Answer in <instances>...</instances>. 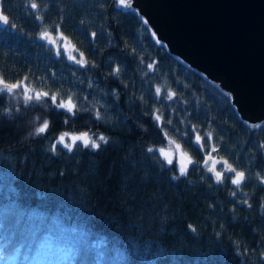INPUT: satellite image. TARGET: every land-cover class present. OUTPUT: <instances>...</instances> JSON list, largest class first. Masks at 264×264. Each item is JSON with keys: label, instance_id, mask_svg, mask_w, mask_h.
<instances>
[{"label": "trees", "instance_id": "1", "mask_svg": "<svg viewBox=\"0 0 264 264\" xmlns=\"http://www.w3.org/2000/svg\"><path fill=\"white\" fill-rule=\"evenodd\" d=\"M0 12L10 19L0 25V78L24 81L15 97L0 94V264H264V122L240 119L228 94L114 0H0ZM55 27L84 68L39 39ZM25 86L71 97L75 115L65 124L62 109L25 105ZM157 86L173 99L157 98ZM193 127L245 173L239 188L234 173L213 182ZM65 132L108 139L53 152ZM170 139L196 161L186 176L176 155L168 165L147 151Z\"/></svg>", "mask_w": 264, "mask_h": 264}, {"label": "water", "instance_id": "2", "mask_svg": "<svg viewBox=\"0 0 264 264\" xmlns=\"http://www.w3.org/2000/svg\"><path fill=\"white\" fill-rule=\"evenodd\" d=\"M128 8L170 53L228 94L240 119L264 122V0H131Z\"/></svg>", "mask_w": 264, "mask_h": 264}, {"label": "snow or ice", "instance_id": "3", "mask_svg": "<svg viewBox=\"0 0 264 264\" xmlns=\"http://www.w3.org/2000/svg\"><path fill=\"white\" fill-rule=\"evenodd\" d=\"M114 2L118 3L120 6L124 8L130 7L131 0H114ZM30 7L34 10H38V4L35 2H32L30 4ZM36 19H42V17L37 16ZM0 23H3L5 25L10 24V19L7 15H4L2 12H0ZM82 23V22H81ZM11 27L15 28V25H11ZM54 32H57V35L54 36L52 32H50L47 28H45L44 31L40 32L39 39L46 40L51 45L57 46V55H62L63 53L68 54V59L71 61H74L77 65L84 68L86 65V60L84 59L83 53H80V58L77 59L76 56L72 55L73 51H77L75 49V46L72 45L68 40L67 37L63 35V32L59 31L58 27L53 28ZM92 36L95 37L96 33L93 32ZM63 40L64 43L62 45L63 51H61V45L59 41ZM148 68H153V64H148ZM86 70V69H85ZM120 72L119 67H116L112 70L113 75H118ZM26 79V78H25ZM24 84V81H17L15 83H8L3 78H0V94H9L13 97H15L16 92L21 89L22 85ZM35 93L34 95L32 93ZM155 96L157 98H163L167 100H172L175 96V93L169 90L167 94L165 95L162 92V89L160 86H157L155 88ZM23 97L25 105H27V102L35 100L38 102L37 106H39L41 103L43 106L47 108L54 107L55 109H62L65 113V121L64 123H68V116L67 113H72L75 115L74 109H76L77 105L73 103V99L69 97L68 99H61L59 98L58 93H51L48 91H37L35 89H31L28 87H24L23 91ZM85 101H87V97H85ZM9 111V110H5ZM17 111H19V107H17ZM96 118L100 119V112L97 111L95 113ZM154 120L156 122L161 121V116L159 114L154 115ZM167 123L171 124L172 121L169 120ZM49 127V121L44 120L43 124H41L39 127L35 129V134H41L45 133V131ZM254 128L261 127L260 124H254ZM191 132L196 133L194 136V142L198 146L197 151L204 150L207 151L206 145L209 141L213 139L212 133L208 132L204 135L200 134L195 127L191 129ZM168 133L165 132V136H167ZM185 135H189L188 132L185 133ZM71 139L70 143L65 142V138L69 137ZM107 137L104 135H99L97 138H93L90 136L87 132H81L80 134H69L67 132L62 133L57 138V142L52 144V151L55 152L57 145H62L63 148H66L69 152H71L74 148V146L77 145V142H81L84 146V148L98 150L101 147V143H107ZM261 147H264V144L260 145ZM149 153H154L156 151L159 152L160 157L163 158L164 161L167 162L168 165L174 164L173 155L178 154L179 155V173L181 176L187 175V170L189 165H195L196 161L193 160L191 156L188 155L187 152L183 151L181 148V145L177 143L175 140L170 139L169 140V147H159L158 149L154 147H149L147 149ZM217 148L213 144L211 145V151H207V155L203 158L204 167L207 168L208 172L212 173L215 177V180L217 183L223 182V179L226 175L234 173V176L231 177V184L235 185L237 188L241 186V183L245 180V173L243 171H238L231 163L228 162V160L224 159L223 157H220L217 159L212 153L216 152ZM217 165H222L221 170H217ZM257 176L259 177V181L262 185H264V176H260L258 173ZM176 177L174 176L173 179ZM231 195L235 196L236 192L233 191ZM243 203L247 204V200L243 201ZM251 207V205H249ZM264 207V205H262ZM223 227V225H221ZM189 228H191L193 231H195V228H193L192 225H189Z\"/></svg>", "mask_w": 264, "mask_h": 264}, {"label": "rangeland", "instance_id": "4", "mask_svg": "<svg viewBox=\"0 0 264 264\" xmlns=\"http://www.w3.org/2000/svg\"><path fill=\"white\" fill-rule=\"evenodd\" d=\"M60 45H62V44H60ZM69 134H76V135H78V134H80V133H71V132H69ZM56 141H57V140H56ZM65 142H66V143H70V142H71L70 136L65 138ZM158 153H159V152H158ZM175 155H176V159H177V161L179 162V155H178V154H174L173 157H174Z\"/></svg>", "mask_w": 264, "mask_h": 264}, {"label": "flooded vegetation", "instance_id": "5", "mask_svg": "<svg viewBox=\"0 0 264 264\" xmlns=\"http://www.w3.org/2000/svg\"><path fill=\"white\" fill-rule=\"evenodd\" d=\"M217 168H219V167L217 166Z\"/></svg>", "mask_w": 264, "mask_h": 264}]
</instances>
